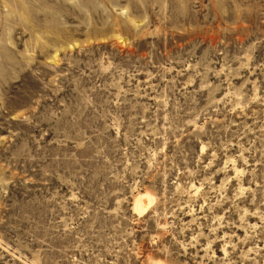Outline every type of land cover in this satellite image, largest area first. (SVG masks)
Returning <instances> with one entry per match:
<instances>
[{"label": "rangeland", "instance_id": "1", "mask_svg": "<svg viewBox=\"0 0 264 264\" xmlns=\"http://www.w3.org/2000/svg\"><path fill=\"white\" fill-rule=\"evenodd\" d=\"M158 262L264 264V0H0V264Z\"/></svg>", "mask_w": 264, "mask_h": 264}, {"label": "bare ground", "instance_id": "2", "mask_svg": "<svg viewBox=\"0 0 264 264\" xmlns=\"http://www.w3.org/2000/svg\"><path fill=\"white\" fill-rule=\"evenodd\" d=\"M137 210L139 211V212H141L142 211V205L141 204H137ZM155 264H166V263H163V262H158V263H155Z\"/></svg>", "mask_w": 264, "mask_h": 264}]
</instances>
